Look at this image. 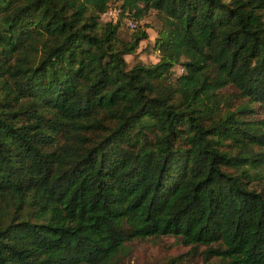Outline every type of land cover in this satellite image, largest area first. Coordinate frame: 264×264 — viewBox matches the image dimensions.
I'll return each mask as SVG.
<instances>
[{"label": "trees", "instance_id": "16d2710c", "mask_svg": "<svg viewBox=\"0 0 264 264\" xmlns=\"http://www.w3.org/2000/svg\"><path fill=\"white\" fill-rule=\"evenodd\" d=\"M162 235L264 264V0H0V264Z\"/></svg>", "mask_w": 264, "mask_h": 264}, {"label": "rangeland", "instance_id": "374dc122", "mask_svg": "<svg viewBox=\"0 0 264 264\" xmlns=\"http://www.w3.org/2000/svg\"><path fill=\"white\" fill-rule=\"evenodd\" d=\"M113 15H104V19ZM139 24H144L148 32V37L141 40L139 46L133 53L126 54L125 57L130 64L136 61L154 62L158 57L157 50L153 47L156 31L160 26V19L154 9H149ZM132 30L122 22L119 28V36L127 40L130 38ZM177 71L179 68L176 69ZM179 72V71H178ZM189 245H184L179 239L170 235L159 237H147L145 239H135L129 243V248L119 259V264H161L165 261L174 259L175 264H187L190 262L201 261L199 253L188 254ZM203 248L200 247L201 250Z\"/></svg>", "mask_w": 264, "mask_h": 264}, {"label": "built area", "instance_id": "2783aa9c", "mask_svg": "<svg viewBox=\"0 0 264 264\" xmlns=\"http://www.w3.org/2000/svg\"><path fill=\"white\" fill-rule=\"evenodd\" d=\"M115 12H116L115 10H112V11H109L108 13H112V14H114ZM130 25L133 26L134 23L130 22ZM178 68H179V70H178L179 72H181V71L183 70V68L180 67V66H179Z\"/></svg>", "mask_w": 264, "mask_h": 264}]
</instances>
